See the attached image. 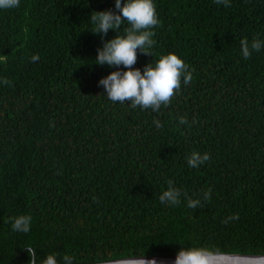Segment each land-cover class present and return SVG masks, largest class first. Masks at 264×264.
Here are the masks:
<instances>
[{"label":"trees","instance_id":"obj_1","mask_svg":"<svg viewBox=\"0 0 264 264\" xmlns=\"http://www.w3.org/2000/svg\"><path fill=\"white\" fill-rule=\"evenodd\" d=\"M153 3L155 44L134 67L143 72L173 53L193 77L159 112L112 102L98 85L127 70L95 60L130 26L93 33L91 15L114 10L115 0L0 9V264H28L27 246L37 264L51 253L58 264L65 254L100 264L110 254L190 247L264 255V47L246 60L240 45L264 42V0ZM193 151L210 160L190 168ZM169 180L182 193L178 205L159 200ZM185 197L200 206L187 207ZM18 215L32 217L29 233L12 230L9 217Z\"/></svg>","mask_w":264,"mask_h":264},{"label":"clouds","instance_id":"obj_2","mask_svg":"<svg viewBox=\"0 0 264 264\" xmlns=\"http://www.w3.org/2000/svg\"><path fill=\"white\" fill-rule=\"evenodd\" d=\"M217 5L230 7V0H214ZM19 6V0H0V9H11ZM90 21L96 27L93 33L106 36L109 30L120 33L121 25L127 21L129 27L124 30V34H118L115 38L105 42L102 48L97 49L96 64L108 65L119 69L121 66L126 71L116 70L105 78L99 80L98 85L102 86L107 98L112 102H129L131 108L140 107L152 109L159 112L161 106H168L174 95L181 88V79L184 85L192 81V71L189 66L176 54L168 53L161 56L155 66L147 64L143 72L136 69L138 52L150 55V50L155 41L154 29L160 24L157 18L156 6L153 0H115L114 10L109 9L101 12H94ZM241 54L244 59L250 58L252 52H259L264 47V42L253 39L249 44L247 39L240 41ZM39 60L38 55L31 57L32 62ZM2 83L11 85V81L4 78ZM153 123L157 128L162 127L159 120ZM178 123L185 125L188 123L186 117H180ZM192 123H196L195 120ZM50 127L54 123L50 122ZM210 160V154L205 152L200 154L193 151L187 158L190 168H197ZM211 189L204 192L205 201L210 199ZM181 191L173 186L171 180L168 181V189L164 191L159 200L161 203L178 205L180 203ZM187 199V207L195 209L200 206V200ZM238 214H233L222 223L227 224L231 220L238 219ZM11 228L16 233L27 234L31 230L32 217L30 215H18L9 217ZM7 222V221H6ZM29 256L28 264H37L36 248L27 246L23 248ZM57 253L47 254L41 264H58ZM63 264H73L74 257L65 254L62 257ZM100 264H162L156 258L147 259L144 254L140 255H120L114 257L109 255L102 259ZM172 264H264V255H240L238 253L224 252L218 248L190 247L182 248L175 257Z\"/></svg>","mask_w":264,"mask_h":264},{"label":"water","instance_id":"obj_3","mask_svg":"<svg viewBox=\"0 0 264 264\" xmlns=\"http://www.w3.org/2000/svg\"><path fill=\"white\" fill-rule=\"evenodd\" d=\"M176 255H161V256H148L145 257L147 259L156 258L158 262H162V264H172L175 260Z\"/></svg>","mask_w":264,"mask_h":264}]
</instances>
